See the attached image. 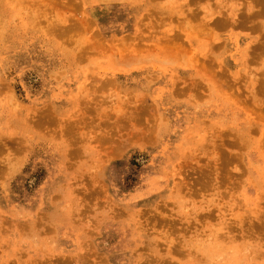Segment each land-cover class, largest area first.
I'll return each instance as SVG.
<instances>
[{"label": "rangeland", "instance_id": "374dc122", "mask_svg": "<svg viewBox=\"0 0 264 264\" xmlns=\"http://www.w3.org/2000/svg\"><path fill=\"white\" fill-rule=\"evenodd\" d=\"M0 264H264V0H0Z\"/></svg>", "mask_w": 264, "mask_h": 264}, {"label": "bare ground", "instance_id": "6f19581e", "mask_svg": "<svg viewBox=\"0 0 264 264\" xmlns=\"http://www.w3.org/2000/svg\"><path fill=\"white\" fill-rule=\"evenodd\" d=\"M202 176H203V175H202ZM207 176H208V175H207ZM257 178H258V177H257ZM209 179H210V178H209ZM207 180H208V179H207ZM254 182H255V181H254ZM189 187H190V186H189ZM182 216H183V215H182ZM173 228H174V226H173ZM168 230H169V229H168ZM168 230H167V231H168ZM169 231H170V230H169ZM161 232H162V231H161ZM167 233H168V232H167ZM167 233H165V231H164V233H161V234H162V237H164V235H166ZM170 233H172V231H171ZM170 233H169V234H170ZM169 234H168V236H169ZM168 236L166 235V239H167ZM162 239H163V238H162ZM169 239H170V238H169ZM171 239H172V238H171ZM171 239H170V240H171ZM170 240H169V241H170ZM157 241H159V240H157ZM157 241H156V242H157ZM162 241H163V240H162ZM153 242H154V241H153ZM159 242H160V241H159ZM159 242H157V244H156V243H154V244L158 245ZM164 242H165V240H164ZM170 242H171V241H170ZM170 242H169V243H170ZM246 242L248 243L249 241L246 240ZM250 242H251V241H250ZM165 243H166V242H165ZM171 243H172V242H171ZM160 244H161V243H160ZM156 245H155V246H156ZM170 245H171V244H170ZM202 246H203V245H202ZM202 246H201V247H202ZM204 247H205V246L202 247L203 249L200 248L201 251H203V253H204V249L206 250V247H205V248H204ZM257 247H258V245H257ZM210 248L212 249V247L209 246V248H208V250H207V253H208V251H209ZM245 248H247V247H246V244H245V245L242 244V246H241L242 251H243ZM258 248L260 249V247H258ZM155 250H156V249H155ZM240 251H241V250H240ZM242 251H241V252H242ZM259 251H260V250H259ZM243 252H244V251H243ZM252 252H254L253 254H255L256 252L258 253L257 250H256V251L253 250V251H251L249 254H251ZM207 253H205V254H207ZM208 255H209V254H208ZM212 255H213V254H212ZM205 256H206V255H205ZM259 256H260V254H259ZM261 256H262V255H261ZM229 257H231V256L229 255ZM242 257H243V254H240V258H242ZM232 258H233V257H232Z\"/></svg>", "mask_w": 264, "mask_h": 264}]
</instances>
